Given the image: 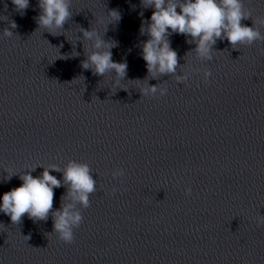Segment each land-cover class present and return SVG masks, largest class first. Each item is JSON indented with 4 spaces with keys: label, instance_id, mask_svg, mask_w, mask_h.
<instances>
[{
    "label": "water",
    "instance_id": "95a60500",
    "mask_svg": "<svg viewBox=\"0 0 264 264\" xmlns=\"http://www.w3.org/2000/svg\"><path fill=\"white\" fill-rule=\"evenodd\" d=\"M240 2L241 23L264 37V0ZM68 6L49 30L37 24L38 0L22 13L0 0V195L25 173L60 181L46 219L13 224L0 212V264H264V39L233 46L222 35L202 57L190 36L170 32L175 72L149 73L150 5ZM97 38L127 64L122 77L82 68L103 50ZM69 162L90 169L88 207L69 195ZM69 204L82 221L66 243L53 214Z\"/></svg>",
    "mask_w": 264,
    "mask_h": 264
},
{
    "label": "clouds",
    "instance_id": "9594fccd",
    "mask_svg": "<svg viewBox=\"0 0 264 264\" xmlns=\"http://www.w3.org/2000/svg\"><path fill=\"white\" fill-rule=\"evenodd\" d=\"M11 2L21 13L29 6V0H11ZM142 4L145 7L150 5L153 9L147 26L149 39L144 41L142 47V57L149 73L175 72L177 54L167 40L170 32L190 36L196 45L195 50L202 57H209L211 46L222 35L233 46L264 39L254 26L249 27L241 23L243 19L249 17L243 13L240 0H221L220 3H217V0H183L180 4L175 0H142ZM38 6L40 14L36 18L37 24L49 30L62 28L71 15L68 0H38ZM177 7L180 8L179 12L176 10ZM110 11L117 19L120 18L118 11ZM9 25L11 28L17 27L14 21H10ZM141 31H144L143 27ZM3 33L6 36L13 34L8 28H5ZM83 34L88 38L94 35L88 30H84ZM113 46L97 38L95 47L96 49L103 47V50L91 53L85 61H82V68L88 69L91 66L94 73L99 76L113 70L122 77L126 73L127 64L112 60L110 49ZM156 91V87L151 86L144 90V94L148 95ZM21 180L19 186L0 195V212L8 215L13 224L19 223L25 214L33 219H46L52 209V189L60 186V181L47 169L42 171L40 177L25 173ZM64 180L69 184V195L88 207V195L95 190V181L90 175L88 166L69 162L64 170ZM185 192L190 194L191 189L186 187ZM70 209V204L62 205L53 214L54 230L66 243L72 242V229L79 226L82 221L81 215Z\"/></svg>",
    "mask_w": 264,
    "mask_h": 264
}]
</instances>
